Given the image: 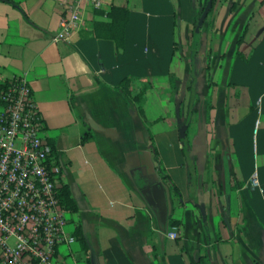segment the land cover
Segmentation results:
<instances>
[{
	"label": "crops",
	"instance_id": "1",
	"mask_svg": "<svg viewBox=\"0 0 264 264\" xmlns=\"http://www.w3.org/2000/svg\"><path fill=\"white\" fill-rule=\"evenodd\" d=\"M99 1L54 43L77 0H0L76 207L59 264H264V0Z\"/></svg>",
	"mask_w": 264,
	"mask_h": 264
},
{
	"label": "built area",
	"instance_id": "2",
	"mask_svg": "<svg viewBox=\"0 0 264 264\" xmlns=\"http://www.w3.org/2000/svg\"><path fill=\"white\" fill-rule=\"evenodd\" d=\"M68 7L52 42L68 41L79 21V4ZM95 8L99 0H92ZM251 186L259 187L257 175ZM60 171L24 78L0 90V264H59L60 247H71L68 213L60 204ZM172 227L168 238H177Z\"/></svg>",
	"mask_w": 264,
	"mask_h": 264
},
{
	"label": "trees",
	"instance_id": "3",
	"mask_svg": "<svg viewBox=\"0 0 264 264\" xmlns=\"http://www.w3.org/2000/svg\"><path fill=\"white\" fill-rule=\"evenodd\" d=\"M5 82L6 81H3V82L0 81V90L3 87ZM58 199H59L60 204L67 211L68 214L75 212L76 207L74 205V202L71 199V197L69 196V193H68L67 189L64 186H61L58 189ZM173 224H175V223H173ZM81 243H82L83 250H85L86 253H87L88 250H87V247H86L85 243L84 242H81Z\"/></svg>",
	"mask_w": 264,
	"mask_h": 264
}]
</instances>
